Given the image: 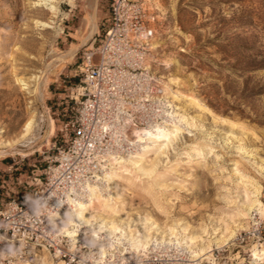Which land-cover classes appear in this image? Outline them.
<instances>
[{
    "label": "rangeland",
    "instance_id": "374dc122",
    "mask_svg": "<svg viewBox=\"0 0 264 264\" xmlns=\"http://www.w3.org/2000/svg\"><path fill=\"white\" fill-rule=\"evenodd\" d=\"M138 1L154 16L147 61L163 92L168 86L208 110L172 102L195 125L158 161L152 152L145 154V174L130 171L115 180L112 190L122 201L118 213L132 220L134 229L152 228L149 245L172 247L181 264H249L250 246L264 247V0ZM109 2L52 0V16L37 5L42 1L0 0L1 202L37 188L57 150L72 137L78 68L83 54L97 46ZM35 20L49 26L38 27ZM70 49H75L71 57L65 54ZM31 116L36 123L28 144L20 137ZM16 141L13 151L4 146ZM254 190L259 210L249 218L243 204ZM234 225H241L234 239L211 244L210 256L200 259H188L169 234L184 227L188 235L205 239V231L224 234ZM42 261L56 264L45 253L36 264Z\"/></svg>",
    "mask_w": 264,
    "mask_h": 264
},
{
    "label": "built area",
    "instance_id": "2783aa9c",
    "mask_svg": "<svg viewBox=\"0 0 264 264\" xmlns=\"http://www.w3.org/2000/svg\"><path fill=\"white\" fill-rule=\"evenodd\" d=\"M153 20L138 0H110L97 46L83 54L78 68L72 137L57 150L37 188L0 201V264H34L44 253L56 264L182 263L175 249L155 242L135 253L103 233L92 237L83 227L71 239L52 218L84 200L86 184L103 166L101 155L132 152L134 130L153 129L169 120L160 76L147 61Z\"/></svg>",
    "mask_w": 264,
    "mask_h": 264
},
{
    "label": "bare ground",
    "instance_id": "6f19581e",
    "mask_svg": "<svg viewBox=\"0 0 264 264\" xmlns=\"http://www.w3.org/2000/svg\"><path fill=\"white\" fill-rule=\"evenodd\" d=\"M38 1H42L43 3L37 5H44L48 7L51 15L55 16L56 7L55 5L51 4L52 0ZM34 23L37 24L38 27L42 28L49 26V23L39 20H35ZM91 23L93 24V21ZM74 50L70 49L65 54H68V56L71 57ZM22 80V77L17 79V81L22 85L23 89H25L27 88V85L23 83ZM164 93L166 97H164ZM162 98L166 100L168 98L172 99L171 102L167 101V106L170 108L169 120L164 121L163 125L153 129H139L133 131L135 138L134 143H136V147L132 152L128 153H136V150L140 152L135 156L127 155L126 157H122L121 155H126L128 153H105L101 155L99 158L103 163V166H101V170L95 176V180L92 183L86 184L84 200L82 202L70 203L67 211L54 213L52 216L53 220L56 221V224H58L62 232L67 237L75 239L79 228L83 227L84 230L86 229L89 231L92 237L96 236L98 233H103L110 241L114 242L115 244H127L131 251L135 253L139 249L141 251H145L148 248L149 242L152 238V228L148 229L146 232H141L140 230L134 229L132 220L122 218L119 215L118 211L121 209L122 201H120L116 191L112 190L114 188L115 180L123 179L124 173L130 171H140L145 174L147 172V169L144 166L145 154L152 152L154 155V160L158 161V159L168 151L173 142L177 140L182 131L194 127L195 122L192 120V118H188L185 112L186 110L181 107L174 106V103L172 104V102L176 101L179 103L184 100L186 103H188L190 106H193L200 112H205L208 110L196 98L184 96L181 93L174 92L168 86L165 87L164 92L162 88ZM26 121L27 122L24 124L20 141L27 142L29 144V142L32 140V138L29 137L34 131L36 122L32 116ZM49 122V131L52 132V121L49 120ZM235 125L236 124L234 123L233 126ZM20 141L13 143L8 142L5 143L4 146L7 148V150L13 151L15 145H17ZM3 152L0 151V154ZM20 155L24 156L22 153H20ZM150 167L153 169V167H155V162H153ZM257 195L258 191L254 190V196L252 197L251 201L249 203L243 204V211L249 218H251L252 212L259 210ZM95 207H98L100 212L95 211ZM151 222L152 221L150 220H146L145 223L151 224ZM239 228H241V225H234L224 234L212 233L209 235L208 232L205 231L204 233L207 236L205 239H202L200 236L188 235L184 227L180 228L181 233L175 229H172L169 230V234L174 237L175 247L183 246L185 248V252L188 254V259L195 257L200 259L204 256H210L211 244H214L215 246L227 245L234 239L235 233L239 230ZM120 240H125L126 242L120 243ZM154 242L158 244L157 241ZM247 252L249 253V264L263 263V246L252 244ZM41 257H43V254L37 257L34 264H36V262ZM194 261H196V259ZM42 264H45L44 261H42Z\"/></svg>",
    "mask_w": 264,
    "mask_h": 264
}]
</instances>
